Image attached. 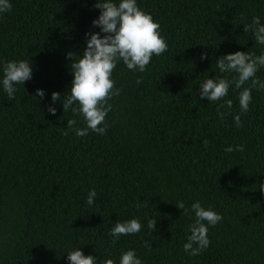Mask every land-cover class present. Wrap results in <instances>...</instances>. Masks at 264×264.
Masks as SVG:
<instances>
[{
	"label": "trees",
	"instance_id": "16d2710c",
	"mask_svg": "<svg viewBox=\"0 0 264 264\" xmlns=\"http://www.w3.org/2000/svg\"><path fill=\"white\" fill-rule=\"evenodd\" d=\"M0 264H264V0H0Z\"/></svg>",
	"mask_w": 264,
	"mask_h": 264
}]
</instances>
